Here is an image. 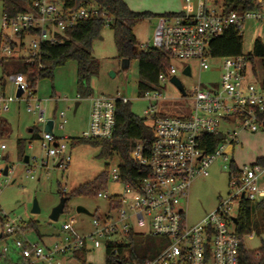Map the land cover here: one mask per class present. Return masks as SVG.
<instances>
[{"label": "built area", "instance_id": "2783aa9c", "mask_svg": "<svg viewBox=\"0 0 264 264\" xmlns=\"http://www.w3.org/2000/svg\"><path fill=\"white\" fill-rule=\"evenodd\" d=\"M25 1L23 13L2 14L0 33L4 37L2 50L5 55L13 57L12 45L16 43L21 47L17 52L18 59L28 65L39 57L43 44L63 43L66 31L81 22L98 20L104 27L113 23V17L95 5L72 8L59 0ZM182 1L186 5L185 11L156 17L152 47L148 43L144 46L163 52L172 63L167 74L158 76V85L152 86L141 97L160 105L155 104L143 111L151 123V136L148 140L136 141L132 150L139 176L136 183L123 182L116 166L110 178L122 187V191L113 195L96 194V198L107 201L108 207L103 215L91 216L92 232H78L76 227L85 230V226L82 221L71 218L59 227L50 244L32 240L29 234L33 232L28 229V223L19 216H9L0 208V264H80L75 253L81 249L86 253L104 249L106 253L108 245L114 246L119 264H139L131 259L128 250L132 235H150L164 240L159 246L160 252L144 264H239L241 241L235 233L233 219L237 218L241 202L264 200V164L256 161L250 166H236V170L231 171V155L241 133L254 134L264 130V82L259 85L247 83V68L255 53L213 58L210 43L229 28L235 29L242 37L245 23L263 21L264 0H251L250 9L241 6L228 8L225 0ZM27 51L26 56H21ZM176 60H195L202 72L209 70L210 60L220 62L217 88L202 90L199 85L193 87L188 96L193 106L189 114L182 116L164 111L169 109L164 103L170 98L160 92L161 85L169 81L180 98L187 97L184 89L182 95L171 82L177 74L173 65ZM186 67L189 66H184L182 72ZM186 77H191V70L190 76ZM9 80L16 92L18 89L22 91V95L20 98H6L0 90V113L6 112L14 101L23 100L25 94L26 102L33 97L24 75L13 74ZM89 100V122L81 138L110 139L114 133L117 104H127L129 99L101 95ZM26 110L35 114L37 122L43 126L38 140L47 160H59L56 167L64 170L70 161L67 138L56 137L53 129H64L67 123L65 111L57 114V125L46 117V107L38 101L34 100V106L27 105ZM48 121L53 122L51 133L44 132ZM217 135H221L223 141L207 154L206 149L212 141L205 137ZM2 142L0 138V179L13 173L7 164L8 155L2 154ZM217 159L228 168L229 186L234 192L227 202L220 203L215 211L190 226L183 200L192 181L208 176L209 167ZM42 165L47 166V162ZM27 174H31V170L28 169ZM1 191L0 183V194ZM61 192L66 194L64 189ZM234 202L238 205L235 214ZM253 236L251 233L246 238ZM119 247L123 248L121 254Z\"/></svg>", "mask_w": 264, "mask_h": 264}, {"label": "rangeland", "instance_id": "374dc122", "mask_svg": "<svg viewBox=\"0 0 264 264\" xmlns=\"http://www.w3.org/2000/svg\"><path fill=\"white\" fill-rule=\"evenodd\" d=\"M14 1V0H12ZM3 2L0 0V19L3 14ZM127 6L134 12H149L153 17L145 19L133 29L137 42V50L144 51L148 43L152 47L153 29L156 16L164 14H177L185 11L186 5L182 0H124ZM0 33V90L4 96L15 98L16 88L9 80L14 74L15 68L12 63H18V54L8 57L2 50L4 37ZM259 39L264 47V20L261 22L249 21L245 23L242 32L241 53L253 55L254 43ZM28 43V41H26ZM23 52L21 56H26ZM92 56L99 62L97 74L90 80V97H77L76 85V63L69 61L63 66L55 68L51 79H41L36 84L35 94L25 100H16L9 104L6 112L0 113V122L5 121L9 127V135L3 138V156L8 155L7 164L12 168L13 173L7 178H1L2 191L0 194V208L9 216H19L27 223H36L37 232L30 233L32 240L50 244L59 232L63 223H68L71 218L82 221L85 230L76 227L78 232L89 234L92 232L91 217L76 213V207L85 208L91 216L103 215L107 211V201L98 199L95 196V189L91 193L75 194L81 187L93 182L100 174L105 173L107 180L105 186L100 189L107 195L121 193L122 187L114 183L110 174L119 165V158H105L99 156V148L87 144L71 145L66 140L70 161L63 170L56 167L59 160L49 158L42 150L39 140H31L30 129L41 132L42 124L37 122L33 113L27 112V105L34 106V100L46 107L47 118L51 115L54 101L57 100V113L65 111L66 125L63 131L58 128L54 133L59 138H81L82 133L87 129L90 115V98L96 96H108L115 98L117 95L129 99L130 111L136 117L145 118L144 110L154 106L155 102H147L138 97V75L137 62L132 60L127 69L121 68V61L117 59V52L114 43L113 32L109 27H103L100 35L92 42ZM253 62L247 68V83L259 85L264 82V59L253 55ZM177 69L176 79L187 93L186 98H180L176 90L165 82L160 87V92L170 99L164 105L169 109L164 110L170 115L182 116L189 114L193 101L189 99L191 89L197 85L202 90H215L220 77V62L209 61V70L200 71L195 60L173 61ZM184 66H189L191 77L182 74ZM44 103V101H49ZM76 103L79 104L75 110ZM160 104L157 105L159 107ZM156 107L155 112L158 110ZM57 125L58 119H55ZM151 123L147 120L146 125ZM17 141L23 145L22 156L18 155ZM23 157L28 158V164L23 163ZM264 158V131L261 129L254 134L241 133L238 143L234 145L232 161L238 167L250 166L257 160ZM47 162V166L42 167ZM31 174H27V170ZM30 176L32 178H30ZM64 189L67 194H73L66 203L65 211L58 218L56 223L49 220V215L60 199V193ZM234 189L229 186L228 168L224 167L217 159L208 169V176L198 177L192 181L187 197L183 200L182 206L185 212L188 225L197 224L202 218L217 209L220 203L227 202L229 195ZM63 194V193H62ZM36 201L40 209L39 214H32V204ZM236 202L232 204L233 214L237 209ZM263 234L255 235L244 239V246L248 251H256L260 247V240ZM144 246H148L146 239ZM138 250L139 246H135ZM106 253L104 249L91 250L85 254L87 264H105ZM15 264V263H13Z\"/></svg>", "mask_w": 264, "mask_h": 264}, {"label": "trees", "instance_id": "16d2710c", "mask_svg": "<svg viewBox=\"0 0 264 264\" xmlns=\"http://www.w3.org/2000/svg\"><path fill=\"white\" fill-rule=\"evenodd\" d=\"M65 6L72 8L87 7L95 5L101 10L106 11L113 17V23L109 28L113 32L114 43L118 60H132L137 62L138 75V97L141 98L145 92L152 89V86L158 85V76L167 74L171 66L169 58L160 51L152 48L139 52L135 40L133 29L145 19L153 17L149 12H134L124 0H59ZM25 0H4L3 14L14 16L23 13ZM228 8L243 7L251 8V0H225ZM167 15V14H164ZM161 16V15H159ZM157 17V16H156ZM103 24L98 20H88L79 23L74 28L66 31V39L61 44L45 43L41 46L39 57L33 64L28 65L21 59L18 63H12L16 69L14 74L20 73L25 76L29 83V92L34 95L36 84L39 80L53 77V71L59 66H63L69 61L76 63V85L77 97H90V80L97 74L99 62L92 56V42L99 37ZM242 37L233 28H229L218 39L210 43V55L213 58L225 56H237L241 54ZM21 47L13 43V56L17 55ZM254 53L256 57L264 59V47L259 39L254 43ZM0 63L2 61L0 60ZM41 66V67H40ZM148 118L140 119L130 111V103L117 104L115 115V128L113 136L108 140L69 138L74 147L79 144H87L94 148H99V156L113 158L117 156L120 160L118 168L120 176L125 183H136L138 179L137 165L132 158V150L135 142L138 140H148L151 136V128L146 125ZM0 124V132L3 130ZM39 132L31 129V140H38ZM210 139L212 144L206 149L209 154L219 143L223 141L221 135L205 137ZM18 155L22 156L23 145L17 141ZM257 163L264 164V159L257 160ZM230 170L235 171L236 165L233 161L230 163ZM107 180L105 173L100 174L93 182L85 187L79 188L75 194H89L95 189V196L101 192ZM73 194H62L61 197L69 202ZM60 197V198H61ZM66 207V206H65ZM64 207V211L66 210ZM28 229L33 233L37 232L36 223H28ZM235 233L240 239V248L238 251L239 264H264V237L260 240V247L256 251H248L244 246V239L251 233L264 236V200L258 203L241 202L239 204ZM148 240V246L144 243ZM130 246L128 247L131 259L137 260L139 264H144L147 259L153 258L159 252V246L164 242L163 239L150 235H132L129 237ZM139 246L136 250L135 246ZM122 253L123 248H118ZM85 249L75 253V258L80 264H85ZM105 264H119V257L114 254V246L108 245L106 249Z\"/></svg>", "mask_w": 264, "mask_h": 264}, {"label": "water", "instance_id": "95a60500", "mask_svg": "<svg viewBox=\"0 0 264 264\" xmlns=\"http://www.w3.org/2000/svg\"><path fill=\"white\" fill-rule=\"evenodd\" d=\"M129 66V60H121V68L123 70L127 69ZM183 75L185 76H190V69L189 67H186L183 72H182ZM171 82L177 87V89L182 93V95H184V91H183V88H182V85L180 84V82L176 79V78H172L171 79ZM22 95V91L20 89L17 90L16 92V98H20V96ZM52 124L53 122L52 121H48L44 127V132H47V133H51L52 132ZM28 162V158L27 157H23V163L24 164H27ZM7 174V171L5 169L4 171V175ZM66 205V199L64 197H61L59 199V203L57 204L56 207H54L49 215V220L53 223H56L58 221V218L61 214H63L64 212V207ZM76 213L77 214H81V215H86V216H89L91 217V214L83 207H76ZM40 212V209L38 207V204L36 201L33 202L32 204V209H31V213L32 214H39ZM233 222L235 223L236 220L233 219Z\"/></svg>", "mask_w": 264, "mask_h": 264}, {"label": "crops", "instance_id": "0c3cea01", "mask_svg": "<svg viewBox=\"0 0 264 264\" xmlns=\"http://www.w3.org/2000/svg\"><path fill=\"white\" fill-rule=\"evenodd\" d=\"M13 75V74H12ZM51 101V99L48 101V102H50ZM47 102V103H48ZM79 106V104L78 103H76V105H75V110L77 109V107ZM57 100H55L54 101V107H53V109H52V111H51V115L48 117V119L49 120H54L55 121V119H57ZM0 124H2V126H3V130L0 132V138L1 139H3V138H6L9 134V127H8V124L5 122V121H2V122H0ZM59 130V129H58ZM59 131H63V130H59ZM261 131H264V130H261ZM28 133L29 134H31V129L28 131ZM40 133V132H39ZM53 134L55 135V133H54V129H53ZM56 136V135H55ZM56 137H58V136H56ZM67 138V137H66ZM67 139H69V138H67ZM232 153H233V151H232ZM231 158H232V155H231ZM262 159H264V158H262ZM232 160V159H231ZM235 164V163H234ZM236 165V164H235Z\"/></svg>", "mask_w": 264, "mask_h": 264}]
</instances>
